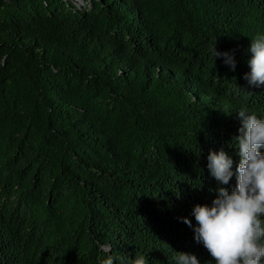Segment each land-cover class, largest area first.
Here are the masks:
<instances>
[{"label":"trees","instance_id":"trees-1","mask_svg":"<svg viewBox=\"0 0 264 264\" xmlns=\"http://www.w3.org/2000/svg\"><path fill=\"white\" fill-rule=\"evenodd\" d=\"M260 31L264 0H0V264H214L179 218L216 195L210 150L235 168L238 106L264 113Z\"/></svg>","mask_w":264,"mask_h":264},{"label":"clouds","instance_id":"clouds-1","mask_svg":"<svg viewBox=\"0 0 264 264\" xmlns=\"http://www.w3.org/2000/svg\"><path fill=\"white\" fill-rule=\"evenodd\" d=\"M247 50L250 71L244 79L248 85L260 87L264 85V31L250 38ZM210 55L214 61L222 58L235 70L234 53L219 51L215 43ZM235 112L240 118L238 134L231 141L239 157L235 168L225 150H210L207 168L216 181L210 191L216 195L211 203L192 207L190 216L196 223L189 217L179 219L192 228L195 241L207 249L214 264H264V113L250 110L243 103ZM234 176L235 184H230ZM171 259L172 264H200L195 254L185 251H173ZM100 264H148V259L139 252L134 258L109 252Z\"/></svg>","mask_w":264,"mask_h":264}]
</instances>
